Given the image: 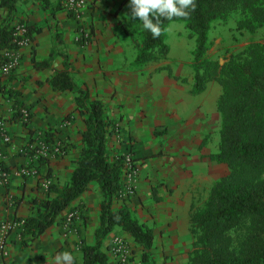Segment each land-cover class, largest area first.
I'll use <instances>...</instances> for the list:
<instances>
[{
  "label": "crops",
  "instance_id": "0c3cea01",
  "mask_svg": "<svg viewBox=\"0 0 264 264\" xmlns=\"http://www.w3.org/2000/svg\"><path fill=\"white\" fill-rule=\"evenodd\" d=\"M50 1L59 3L60 0ZM129 10L130 0H91L83 22L92 37L88 45L81 46L74 40L76 22L62 7L52 16L36 1H17L11 24L14 27L22 22L35 25L36 32L30 44L21 48L16 69L5 75L0 73V120L4 121L11 138L9 143L0 146L2 163L10 173L7 184L0 183V224L30 215L31 201L45 195L46 181L62 183L72 172L70 159L81 147L85 125L84 115L75 101L78 89L61 91L51 85L52 77L64 69V59L78 87L86 88L92 98L101 100L107 115L117 122L118 129L112 138L117 147L134 146L136 156L140 157L149 145L160 146L161 155L154 160L150 174L170 182L168 189H176L177 184L180 188L179 183L183 181L182 186L186 188L195 177L190 176L195 162L199 163L200 152L196 150L206 133L205 123L209 125L210 119L216 118L215 111L208 112V119L201 114L204 108L199 97L203 93L192 94L191 81L184 85L177 83L175 77L181 75L180 69L172 74L157 69L158 65L167 68L168 58L157 65L149 62L134 69L126 65L122 77V34L118 19ZM6 14L0 8V25ZM43 60L47 64L36 65ZM14 101L29 106L31 115L27 127L21 121H9ZM154 124L163 125L161 144L153 140ZM45 135L65 146L66 154L42 160L35 154L30 157L27 148L42 141ZM33 167L37 168L35 175L21 174V170ZM150 174L148 170L147 175L151 177ZM147 181L140 180V191ZM166 197L175 198L177 192L167 193ZM101 198L98 185L90 184L62 212L59 223L51 225L27 246L20 244L21 226L15 225L4 235L9 253L6 264H61L58 257L65 251L73 254L75 264H80L81 247L94 243ZM125 202L131 207L132 201ZM70 212L76 215L71 225L66 226L65 218ZM111 237L112 233L102 247L109 256L107 264H112ZM133 264L141 263L138 260Z\"/></svg>",
  "mask_w": 264,
  "mask_h": 264
},
{
  "label": "trees",
  "instance_id": "16d2710c",
  "mask_svg": "<svg viewBox=\"0 0 264 264\" xmlns=\"http://www.w3.org/2000/svg\"><path fill=\"white\" fill-rule=\"evenodd\" d=\"M17 1L0 0V8L7 12L0 25L2 52L17 48L13 41L15 27L11 24ZM22 1H36L52 16L56 9L62 7L60 2L51 3L50 0ZM195 3V9L186 18H161L162 32L158 38H153L141 26L142 40L136 57L138 62H145L152 59L151 53L156 48L166 52L168 45L163 40L165 27L171 21H182L195 43L192 92L203 91L212 79L221 85L217 100L221 115L220 142L212 158L226 163L230 175L211 189L204 205L191 218L195 248L187 264H264V43L249 44L221 67L216 61H204L203 58L210 45L209 31L214 22L225 23L234 19L237 29L249 32L264 27V0H195ZM35 27L26 25L25 35L30 40L36 32ZM47 62L43 60L36 65L43 66ZM63 64L64 69L52 77L51 85L61 91L78 89L75 101L84 115L85 125L81 147L70 159V176L62 183L52 180L45 195L31 201V213L22 219L20 244L27 246L51 225L59 223L62 212L94 182L102 195L99 225L94 243L81 247L80 264H107L109 256L102 247L116 228L141 248V264H157L152 252L153 228L133 217L128 205L114 207L125 188L124 155L110 146L118 124L107 115L101 100L92 98L86 88L78 87L67 70L65 59ZM12 108L9 121H21L27 127L31 115L29 106L14 101ZM23 110L28 113L26 120ZM45 136L46 141L52 140L49 135ZM27 149L31 157L35 147ZM0 164L9 173L2 160ZM242 220L246 221V230L236 246L230 233Z\"/></svg>",
  "mask_w": 264,
  "mask_h": 264
},
{
  "label": "rangeland",
  "instance_id": "374dc122",
  "mask_svg": "<svg viewBox=\"0 0 264 264\" xmlns=\"http://www.w3.org/2000/svg\"><path fill=\"white\" fill-rule=\"evenodd\" d=\"M67 14L76 22L75 40L78 24L72 14L68 12ZM130 14L131 7L128 12L121 15L123 17L118 19L121 26L120 33L122 34L120 41L122 77L125 71L123 68L126 65L130 66L129 69H134L135 66L139 67L149 62L157 65L164 61L165 58H168L167 68L158 65L157 69H165L166 74H172L180 69L181 75L175 77L177 83L184 85L189 84L191 81L190 92L192 94L203 93L199 97L203 106L202 108H204L201 114L207 119L208 112L214 110L216 114L215 119H210L211 124L205 123L206 133L203 134L204 137L201 139V145L196 150L200 152V156L198 155L197 157L199 163L195 162V170L190 176L194 175L195 177L191 178V183L186 188L182 186L185 182L183 181L179 183L180 188L177 184L176 189H168V186L171 184L170 182L163 179L161 181L157 175L150 174V171L155 166L154 160L161 155L162 150L160 146L155 148L149 145L145 153L137 157L134 146L126 145L119 148L116 146L117 143L114 144L115 140H112L110 143L111 148L117 150L120 154H130L138 169L133 182V193L116 200L114 207H120L123 203H126L125 201H132L130 202L132 203L130 210L133 217L153 228L154 248L152 252L157 264H187L188 258L195 248V237L191 232V218L194 212L204 205L211 189L230 175V168L226 163L212 158V155L218 151L220 142L221 115L217 109V100L221 94V85L216 79H212L206 83L203 91L199 93L192 92L194 86L193 52L195 43L193 38L189 37L188 29L182 21H171L165 27L163 40L168 45L166 52H163L160 48H156L151 53L152 59L138 62L136 57L141 45L143 29L141 21L138 18L137 20H131L129 18ZM19 24L26 23L22 22ZM209 42V48L203 57L204 61H216L219 67H221L249 44L264 43V27L254 32H249L245 29H237L234 19H230L225 23L214 22L209 31ZM78 44L80 43L78 42ZM163 130V125H155L154 127L153 140L157 144H161L160 136H163ZM34 140L32 141L34 142ZM43 141H46V139L43 138ZM46 142L49 144L54 143L52 140ZM37 143L38 141L34 144ZM65 154L66 151L63 156ZM148 170L151 177L147 175ZM141 179L148 180L147 184L143 187V191L139 190ZM91 184L96 185L94 182ZM173 192H177V197H166L167 193L172 195ZM245 230L246 221L242 220L239 226L230 233L231 241L236 246L244 236ZM115 236L124 237L127 245L126 248H129L130 251L131 264L135 261L138 262L140 260L141 248L136 246L127 234L117 228L112 232L109 248L112 247V240ZM111 259L112 264H114V259Z\"/></svg>",
  "mask_w": 264,
  "mask_h": 264
},
{
  "label": "built area",
  "instance_id": "2783aa9c",
  "mask_svg": "<svg viewBox=\"0 0 264 264\" xmlns=\"http://www.w3.org/2000/svg\"><path fill=\"white\" fill-rule=\"evenodd\" d=\"M91 0H60L62 7L65 11L72 14L76 19L78 24V30L76 32L75 40L79 42L82 46L88 45L91 32L84 24V15L86 10L88 9L89 3ZM26 33V25L25 24H17L15 26L14 31V39L17 48L11 50H5L2 52V57L0 58V73L5 75L13 70L19 64L20 59V50L22 47L30 44V39L25 35ZM24 120L28 113L23 110L22 111ZM4 121L0 120V146L7 144L10 142L11 138L5 130ZM34 153L37 157H55V156H63L65 150L63 145L60 143L54 142L53 144H49L46 141H40L35 145H31V148H34ZM23 150H21L22 152ZM25 151V150H24ZM28 151V150H27ZM0 160H1V148H0ZM137 166L132 160L130 154H124L123 157V183H124V191L122 196H128L133 193V182L137 175ZM37 173L36 168H25L21 170L22 175H35ZM10 173H8L5 169H3L0 164V183L4 184L9 180ZM50 184V180L46 181V187ZM76 215V212H70L67 214L65 218L66 226H70L73 217ZM15 225L22 226V220H6L0 224V264H6L9 260V253L7 249V243L4 238V235L10 231ZM111 255L114 259V264H131L130 261V251L129 248H126V241L122 236H115L112 240L111 244Z\"/></svg>",
  "mask_w": 264,
  "mask_h": 264
},
{
  "label": "clouds",
  "instance_id": "9594fccd",
  "mask_svg": "<svg viewBox=\"0 0 264 264\" xmlns=\"http://www.w3.org/2000/svg\"><path fill=\"white\" fill-rule=\"evenodd\" d=\"M131 20L142 21L144 30L149 31L153 38L161 35V18L188 17L195 9V0H130ZM58 261L61 264H75V257L69 251L63 252Z\"/></svg>",
  "mask_w": 264,
  "mask_h": 264
}]
</instances>
